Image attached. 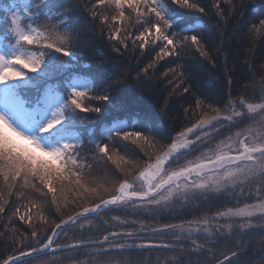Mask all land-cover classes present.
Wrapping results in <instances>:
<instances>
[{"label":"snow or ice","instance_id":"6c2138e0","mask_svg":"<svg viewBox=\"0 0 264 264\" xmlns=\"http://www.w3.org/2000/svg\"><path fill=\"white\" fill-rule=\"evenodd\" d=\"M222 2L237 16L246 6L257 7L215 0L219 16L225 15ZM181 9L207 14L189 0H22L3 9L10 41L0 47V201L19 193L10 210L23 231L16 229L10 245L16 251L0 254V264H30L25 258L84 249L94 250L84 253L90 257H109L106 264H124L113 253L136 249L179 252L176 264H264V72L234 100L227 93L226 104L194 97L189 114L200 110L198 118L174 136L162 135L150 121H112L99 136L94 131L99 117L117 106L124 76L119 58L137 50L150 57L138 79L150 78L160 61L179 60L188 49L211 58L201 35L183 26ZM133 14L135 32L124 23ZM250 24L246 37L257 25L264 30V11ZM90 25L107 41L113 53L107 62L117 70L93 67L104 60L80 64L90 46ZM164 76L173 95H192L180 65ZM248 88L251 96L243 94ZM256 100L261 103L254 106ZM253 195L259 202H248ZM213 198L232 204L183 222L67 239L71 228L91 227L129 207L175 212ZM111 220L130 223L119 215ZM253 228L262 234L249 256L245 237ZM224 238L235 243L217 255Z\"/></svg>","mask_w":264,"mask_h":264},{"label":"trees","instance_id":"16d2710c","mask_svg":"<svg viewBox=\"0 0 264 264\" xmlns=\"http://www.w3.org/2000/svg\"><path fill=\"white\" fill-rule=\"evenodd\" d=\"M13 2L19 4L22 0H0V41L3 46L10 41L5 28L7 14L3 9L10 6ZM189 2L199 3L205 7L207 14L181 9L180 11L185 13L183 26L201 35L204 41V48L208 50L211 58L201 56L194 49H188L186 54L179 60L167 58L160 61L156 69L153 70L152 76L147 79L142 77L138 79V77L141 76L143 68L150 62V57L140 55L139 50H137L135 55H126L119 58L117 61L120 66L118 72H123L124 76L117 96L118 103L114 108L109 107L95 122L94 131L97 136L100 135L99 129L104 124L133 116L150 121L152 125L159 129L162 135L174 136L178 131L183 130L186 122H195L198 118L200 110H195L196 114H189L193 111L192 100L194 97L201 99L207 97L208 101L213 102L215 106H219L216 102L220 101L225 104L228 102L226 99L227 93L232 92L231 99L234 100L236 93H242L243 89L252 80L258 81L262 78V72H264V30L257 25V31L251 37H246V33L251 27L250 22L264 11V9L259 7L264 4V0H242L246 5H256L257 7L250 10L246 6L241 10L239 16L227 9L226 4L223 2L221 6L225 9L224 16L217 15L213 7L215 0H189ZM124 23L126 26H130L131 32H135L138 27L134 14L131 20H125ZM88 39L90 46L86 50V54L80 56V64L83 65L90 60H104V64L97 62L93 64V67H102L108 71L117 70L115 65L107 62L108 57L112 56L113 53L110 51L107 41L99 35L95 26H89ZM178 65L187 70L188 77L191 80L192 95L187 98L180 94L178 90L173 95L172 84L169 82L168 77L164 76V73L168 72L169 68H176ZM169 75L171 76V73ZM229 80H231V85L227 83ZM252 91L251 88H248L247 92L243 94L251 96ZM259 102V100H256L253 103L257 104ZM165 104L166 111L163 110ZM207 106L205 104V108ZM185 109L189 111L186 112ZM144 124L136 125L143 126ZM18 195L19 193H16L13 197L6 198V201H0V205L5 206V213H0V254L3 255H10L16 251L14 248L10 250V245L13 234L17 228H20V225L15 220L13 211L10 209ZM253 197L246 199L251 203ZM243 203L244 201L242 200L241 204ZM231 204V200L213 198L210 204L201 202L197 206L195 205L191 209L185 210L184 213H180L179 219L182 217L190 219L205 214L214 215L215 209L226 205L230 206ZM118 213L120 215L124 214L123 211L106 214L103 220L97 219L94 221L95 227L90 229H81V225L71 228L67 239H88L106 230H133V226L122 227L111 222V216L118 215ZM45 215L47 214L45 213ZM173 218L171 214L163 218L162 221L169 223ZM104 220L109 221L107 227L104 224ZM154 223H160V221H155ZM34 224H37V227H41L35 218ZM20 231H23V229L20 228ZM261 234V231L256 229H251L247 233L245 239L250 241L249 256ZM16 239H19V237L17 236ZM32 243L35 244L36 242L32 241ZM234 243V240H228L227 238L220 240L217 244V255H219L220 250L230 247ZM91 251L94 250H71L56 255H45L30 260V264H47L54 258L58 259V262L53 264H80L94 259L106 264V261L110 259L109 257L84 255L85 252ZM180 256L181 253L166 249H136L131 252L120 253L119 256L113 253L111 258L122 260L124 264H176L177 258ZM196 257L197 254H192L190 258L196 259ZM199 258L202 260L206 259L203 254H200ZM259 258V255H257L256 259L258 260Z\"/></svg>","mask_w":264,"mask_h":264},{"label":"rangeland","instance_id":"374dc122","mask_svg":"<svg viewBox=\"0 0 264 264\" xmlns=\"http://www.w3.org/2000/svg\"><path fill=\"white\" fill-rule=\"evenodd\" d=\"M0 47H3V44L2 42L0 41ZM248 102H246L247 104ZM261 103V102H259ZM259 103L255 104L254 103V106H257L259 105ZM239 110V109H238ZM259 111V108L257 107V112ZM119 120H125L127 121L129 124H143L145 123L147 120L145 119H142V118H139V117H136V116H133V117H129V118H123V119H119ZM117 120V121H119ZM110 123H107V124H104L101 129H99L100 133L102 131V128L105 127V126H109ZM254 197V200L252 198V202L251 203H257L259 201L256 200L255 198V195H253ZM199 203H201L200 201H197L196 204H190L186 209H183V210H180V211H175V212H172V211H161L159 213H149L147 211H144L142 209H133L131 207H129L127 210L123 211L124 214L120 215L118 213V215L120 216L121 219H127L130 223L126 224V225H120L122 227H127V226H133L134 228L136 229H140L141 225H144L145 228H148L150 226H154V225H162L164 223H167L166 222H163L162 219L169 216V215H173V220H170V222L172 223H175V222H179V221H187V220H191V219H195V218H198L197 216L193 217V218H180L179 217L181 215H179L180 213H184L185 210H189L191 209L193 206H197ZM175 214V215H174ZM111 220V218H110ZM135 222V223H132V222ZM155 221H160V223H154ZM112 223H115L117 224L115 221L111 220ZM95 227V224L93 223V225L90 227L88 226L87 224H83L81 225V229L83 228H86V229H90V228H93ZM253 229H256V230H259L261 231L259 228H253ZM56 255V254H55ZM69 258H71V256H69ZM58 262V259L54 258L51 262L47 263V264H53V263H56ZM88 264H96L97 260H91V261H87ZM77 264V263H75ZM79 264V263H78ZM82 264V263H80ZM99 264H102L99 262Z\"/></svg>","mask_w":264,"mask_h":264},{"label":"water","instance_id":"95a60500","mask_svg":"<svg viewBox=\"0 0 264 264\" xmlns=\"http://www.w3.org/2000/svg\"><path fill=\"white\" fill-rule=\"evenodd\" d=\"M71 251V250H69ZM63 252H66V251H63ZM58 253H62L61 251H56L54 253H42L41 256H45V255H52V254H58ZM26 260L30 261L32 260L33 258H25Z\"/></svg>","mask_w":264,"mask_h":264},{"label":"flooded vegetation","instance_id":"af4514ba","mask_svg":"<svg viewBox=\"0 0 264 264\" xmlns=\"http://www.w3.org/2000/svg\"><path fill=\"white\" fill-rule=\"evenodd\" d=\"M179 222H183V221H179ZM175 223H178V222H175ZM145 229H147V228H145ZM133 230H135V231H139L140 229L133 228ZM89 250H93V249H89ZM142 250H148V249H142ZM77 264H78V263H77Z\"/></svg>","mask_w":264,"mask_h":264}]
</instances>
